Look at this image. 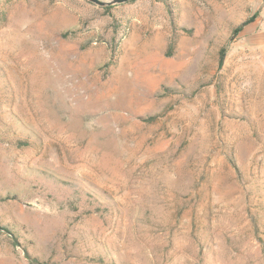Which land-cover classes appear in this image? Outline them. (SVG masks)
I'll list each match as a JSON object with an SVG mask.
<instances>
[{"label":"rangeland","instance_id":"374dc122","mask_svg":"<svg viewBox=\"0 0 264 264\" xmlns=\"http://www.w3.org/2000/svg\"><path fill=\"white\" fill-rule=\"evenodd\" d=\"M31 259L264 264V0H0V264Z\"/></svg>","mask_w":264,"mask_h":264},{"label":"water","instance_id":"95a60500","mask_svg":"<svg viewBox=\"0 0 264 264\" xmlns=\"http://www.w3.org/2000/svg\"><path fill=\"white\" fill-rule=\"evenodd\" d=\"M90 2H93L99 6H110V5H115V4H124L127 2H130L132 0H110V1H102V0H89Z\"/></svg>","mask_w":264,"mask_h":264},{"label":"trees","instance_id":"16d2710c","mask_svg":"<svg viewBox=\"0 0 264 264\" xmlns=\"http://www.w3.org/2000/svg\"><path fill=\"white\" fill-rule=\"evenodd\" d=\"M113 59L117 60L118 59V54H113L112 56ZM31 263L33 264H43V263H40L37 259H31Z\"/></svg>","mask_w":264,"mask_h":264}]
</instances>
